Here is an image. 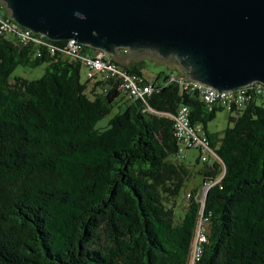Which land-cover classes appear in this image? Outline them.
<instances>
[{
    "label": "trees",
    "instance_id": "obj_1",
    "mask_svg": "<svg viewBox=\"0 0 264 264\" xmlns=\"http://www.w3.org/2000/svg\"><path fill=\"white\" fill-rule=\"evenodd\" d=\"M11 25L0 31V264H264L263 84L241 88L242 107L210 111L199 90L180 84L177 63L149 81L126 50L119 61L102 54L150 87L134 98L119 77H89L79 56L100 52L77 46L74 54L67 41L36 34L40 44L19 45L13 32L24 28ZM42 64L37 80L11 79L17 67ZM183 108L216 158L202 160L175 138ZM222 110L227 128L210 133ZM190 149L201 183L179 215L176 200L193 177L183 163ZM200 227L206 240L195 259Z\"/></svg>",
    "mask_w": 264,
    "mask_h": 264
},
{
    "label": "water",
    "instance_id": "obj_2",
    "mask_svg": "<svg viewBox=\"0 0 264 264\" xmlns=\"http://www.w3.org/2000/svg\"><path fill=\"white\" fill-rule=\"evenodd\" d=\"M19 27L101 54L174 61L218 92L264 85V0H0Z\"/></svg>",
    "mask_w": 264,
    "mask_h": 264
},
{
    "label": "built area",
    "instance_id": "obj_3",
    "mask_svg": "<svg viewBox=\"0 0 264 264\" xmlns=\"http://www.w3.org/2000/svg\"><path fill=\"white\" fill-rule=\"evenodd\" d=\"M11 19L9 14L5 10L4 6L0 3V31L1 32H12L10 29ZM13 37L19 45H28L33 42L35 44H40V40H30L29 30L20 29V32H13ZM71 52L76 54L79 51V47L82 46L78 43L76 45H68ZM102 54L96 53L94 58L88 57V55H80L79 59L82 64L88 67L91 72H89V77L94 74L103 76L104 79L108 78H117L121 80V89L124 93H128L134 98H142L145 95H149L151 92L150 87H142L136 85L134 78L128 77V75L119 69H116L113 65L102 61ZM136 79V78H135ZM180 84L184 88L192 87V89L199 90L202 94L204 102L208 105L209 110L211 111L213 107L217 105L228 106V111L231 106L235 104L237 107H242L247 101L245 96V91L243 89H237L230 92H218L209 87H206L198 82L193 81H183V78L180 79ZM173 129L174 136L181 145L185 147L197 148L200 150L202 155V160L205 157L212 156L216 158V155L209 146L207 139L202 135L200 129H194L190 126L189 120L187 118V110L185 108L177 112L173 117ZM205 231L200 227L196 234V245L194 248L193 258H197L200 253L199 244L205 242Z\"/></svg>",
    "mask_w": 264,
    "mask_h": 264
},
{
    "label": "rangeland",
    "instance_id": "obj_4",
    "mask_svg": "<svg viewBox=\"0 0 264 264\" xmlns=\"http://www.w3.org/2000/svg\"><path fill=\"white\" fill-rule=\"evenodd\" d=\"M10 22V27L12 26ZM134 60H137L140 62L143 68V75L144 77L151 81L154 80L155 77L159 74H169L172 69H176L177 65L174 63V61H167L155 57L150 56H144V55H136ZM47 65L42 64L39 67L36 68H27V67H17L15 71L11 75V79L14 77H20L28 81L37 80L41 78L46 70ZM85 69L81 70V81L85 82ZM123 111V107L121 108ZM119 111V108L117 106L114 107L113 111L110 115L106 116L104 119L99 121L96 124L97 129H103L107 125V122L113 115H115ZM228 112L226 110H222L216 113V116L212 122H210L207 125V130L210 133H217L221 134L228 126ZM199 155L198 151L195 149H190L186 151L185 158L183 160V163L190 166V168L193 170L192 175L193 177H190V180L186 183L184 188L181 190L176 202V208L175 212L179 215L182 214V205L185 201V193L190 191L192 188L197 187L201 183V178L197 174V170L202 167V164L196 165L195 160L197 159V156ZM199 194H201V189L199 188Z\"/></svg>",
    "mask_w": 264,
    "mask_h": 264
},
{
    "label": "bare ground",
    "instance_id": "obj_5",
    "mask_svg": "<svg viewBox=\"0 0 264 264\" xmlns=\"http://www.w3.org/2000/svg\"><path fill=\"white\" fill-rule=\"evenodd\" d=\"M20 32V30H19ZM31 34H33L31 31H29V37H30V40H31ZM41 39V38H40ZM36 40V39H35ZM47 40V39H46ZM69 45H76V42L75 41H67ZM65 45V44H64ZM65 47V46H64ZM40 52V51H39ZM51 52L53 53L54 51L52 50L51 48ZM47 53V51H46ZM54 54V53H53ZM63 56V55H62ZM127 71V70H126ZM241 89V88H240ZM146 102V101H145ZM221 107H224L227 111H228V106H221ZM220 107V108H221ZM173 123V122H172Z\"/></svg>",
    "mask_w": 264,
    "mask_h": 264
},
{
    "label": "crops",
    "instance_id": "obj_6",
    "mask_svg": "<svg viewBox=\"0 0 264 264\" xmlns=\"http://www.w3.org/2000/svg\"><path fill=\"white\" fill-rule=\"evenodd\" d=\"M119 54V53H118ZM117 60V59H116ZM121 60V55L119 54V59L117 61ZM176 64V63H175ZM177 65V64H176Z\"/></svg>",
    "mask_w": 264,
    "mask_h": 264
}]
</instances>
